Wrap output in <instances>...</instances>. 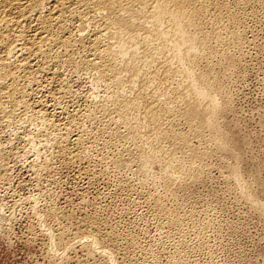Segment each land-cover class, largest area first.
<instances>
[{
    "label": "rangeland",
    "instance_id": "rangeland-1",
    "mask_svg": "<svg viewBox=\"0 0 264 264\" xmlns=\"http://www.w3.org/2000/svg\"><path fill=\"white\" fill-rule=\"evenodd\" d=\"M196 5L192 32L206 47L194 68L221 101L218 136L203 123L205 103L183 100L178 77L165 80L182 94L170 89L173 107L159 105L165 135L152 147L116 120L102 82L69 72L74 101L31 112L46 124L0 127V264H264V0ZM53 124L71 127L61 149L65 130ZM26 130L38 137L30 146Z\"/></svg>",
    "mask_w": 264,
    "mask_h": 264
},
{
    "label": "bare ground",
    "instance_id": "bare-ground-1",
    "mask_svg": "<svg viewBox=\"0 0 264 264\" xmlns=\"http://www.w3.org/2000/svg\"><path fill=\"white\" fill-rule=\"evenodd\" d=\"M196 4H198V0H0V127L18 125L26 129L32 124H36V126L37 124H46L41 120L39 122L35 116L32 117L31 112L45 114L49 109V105L46 104L48 100L57 104L60 103L59 100L74 101L72 100L75 94L73 83L68 82V73L71 72V74L75 73V82L86 81L89 76H91L90 82L93 80L98 83L102 82L105 88L101 100L105 99L106 103L114 106L116 120L125 124L124 126L132 133L129 134L133 135L141 144L143 142L150 145H153L154 142L159 143L165 135L164 126H161L163 121L160 113L162 111L159 113L158 110L161 107H159L160 104L166 106L167 109L173 107L172 102L175 96L167 91L174 88H169L165 81L169 77L179 78L180 85L177 83L179 87L176 88L184 89L185 93L182 94L184 90L182 93L179 91L181 95L178 92L179 89L174 90H177L181 96L184 95L183 100L186 103H198V105L205 103L206 107L204 106L205 109L202 110H205V115L208 114V117L206 121L202 122L206 126L208 125L209 127H207L215 135L219 134L220 129L217 124L219 121L216 120L221 111V101L219 102L215 94V88L213 87L211 90V85L209 87V83L204 80L205 77L201 73L198 75V71L195 72L194 68V62L200 61L202 57L200 56V59L197 57L206 47L204 39H200L192 32L196 26L194 18L198 16L197 12L200 7V5L197 7ZM203 56L205 57V54ZM35 92L36 94L46 92V100L38 102L32 100V95ZM90 98L94 100V96ZM175 102L177 101L175 100ZM57 104L52 105L53 112L61 113L64 108L61 110L60 105ZM103 107L106 106L103 105ZM163 111L165 112V110ZM186 111L188 112V109ZM193 114L195 113L193 112ZM53 125L54 129L52 126L50 128V132L53 133L56 129L61 132L64 128H61L60 125V127ZM70 128L65 126V132L62 131L61 142H57L58 149L65 145L63 143L67 140ZM22 135L23 140L29 146L33 139L38 138H33V135L27 130ZM81 138L80 133L76 139L81 140ZM220 142L224 143L223 140ZM142 148L141 151L144 153L145 147ZM149 148L147 146V152ZM0 154L3 153L0 151ZM155 154L153 153V155ZM148 155L146 154V156ZM173 158L171 157L170 160L171 172L178 162ZM5 160L0 164L3 173L7 168ZM45 167L47 168V166ZM39 168L42 167L39 166ZM147 168L149 167L147 166ZM143 169L145 168L142 167ZM168 170L170 169H167L166 173ZM169 172L165 174V178L170 180L173 174L171 175ZM3 175L1 174V176ZM238 176L235 177L239 178ZM241 183L238 182V184ZM249 201L251 202V200Z\"/></svg>",
    "mask_w": 264,
    "mask_h": 264
}]
</instances>
